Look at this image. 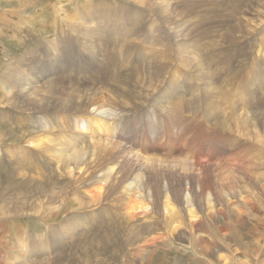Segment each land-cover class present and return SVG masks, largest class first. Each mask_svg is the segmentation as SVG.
Here are the masks:
<instances>
[{
	"label": "bare ground",
	"instance_id": "6f19581e",
	"mask_svg": "<svg viewBox=\"0 0 264 264\" xmlns=\"http://www.w3.org/2000/svg\"><path fill=\"white\" fill-rule=\"evenodd\" d=\"M135 1L136 6L108 8L87 0L64 20L66 30L63 29L60 42H67L66 45L51 42L49 46L36 41L23 57L15 63L10 59L7 68L0 72V87L7 100L4 103L12 107L0 113V122H5L0 123V130L9 121L15 140L10 146L13 154L3 153L4 146L0 145V164L7 172L11 169V181H16L15 189L11 185L0 188V227L10 217L25 213L44 217L42 222L51 237L62 235L64 244L60 250L63 260H54L35 254L45 248L53 252L52 245L22 243L20 238L13 258L15 264H137L134 259L125 261L127 250L137 247L142 251L145 243L152 241L163 252L170 251L174 244L182 246L184 242L177 241L183 239L173 236L172 225L187 237L194 231L199 234L198 245H190L191 254L182 260L192 261L195 254L194 259L200 255L207 261L205 264L211 263L209 259L214 256L222 264L234 263L229 255L215 251L213 235L204 232L195 219V210L188 200L191 191H187L190 197L187 192L183 195L190 207L186 212L168 202L163 204V215L173 213L165 224L149 197L142 193L134 196L131 189V194L121 197V219L113 223L102 212V189L90 186L82 191L85 198L75 187L74 181L83 175L87 165L107 169L113 177L119 174L117 165L127 159L147 164L149 173L159 170L158 165H168L161 155L140 152L141 146L134 153L130 138L124 137L129 125L125 120L122 128L120 117L128 116V108L133 109V114L145 103L162 110L175 100L171 114L203 116L209 125L204 122V128L192 122L191 126L209 141L204 146L207 151L201 141L191 149L194 165L202 170L216 167L219 176L215 179L221 181L234 177L240 185V202L249 203L251 212L259 206L264 208V197L259 199L260 190L264 193V0ZM166 83L171 84V91H165ZM242 86L245 90H239ZM237 91L240 97L234 102ZM187 102L191 104L186 108ZM225 104L229 106L223 114ZM117 111H123L122 115ZM23 125L32 127L24 131ZM161 126L167 127L170 135L175 132L170 123ZM193 140L197 141V137L192 136L191 146L195 144ZM258 144L260 150L255 153L253 147ZM224 148L230 151L225 153ZM27 182L31 183L30 191L23 186ZM134 183L126 178L124 186L127 190L135 188ZM152 186L158 184L147 183V193L151 195ZM71 195L82 206L87 199L96 203V210L50 221L49 217L56 219L66 208ZM105 216L106 220H100ZM142 216L153 218L156 226L144 232ZM237 216L228 226H218V239L237 238L235 232L240 229L242 215ZM96 217L102 222L98 234L89 226ZM81 244L84 245L79 251ZM92 247L98 250L95 259L88 258L87 249Z\"/></svg>",
	"mask_w": 264,
	"mask_h": 264
},
{
	"label": "rangeland",
	"instance_id": "374dc122",
	"mask_svg": "<svg viewBox=\"0 0 264 264\" xmlns=\"http://www.w3.org/2000/svg\"><path fill=\"white\" fill-rule=\"evenodd\" d=\"M85 2H87V0H0V13H2V15H0V23H3L2 28H0V72L7 68L10 59L13 60L12 63H15L18 57H23L28 49L35 46L36 41H44L47 45H49L51 42L66 45L67 42H60V35H62L63 31L66 30L64 20L69 15L76 12V10H78L77 8H82V4ZM92 2L96 5L107 6L108 8L115 6L117 8L118 6L120 7L124 4L128 6H136L135 0H92ZM60 9H64V11L62 12ZM2 18L6 19H3V21ZM181 72L182 71H180V73ZM170 85L171 84L168 85L167 83L164 85L165 91L166 89L170 91L173 89L169 87ZM241 89H244V86H242L239 90ZM238 95H240L239 91H237V94L233 98L234 102H237V99L240 97ZM244 96L245 94L242 97ZM174 101L175 100H173L172 103H167V108L162 110H158L155 109V107L149 106L150 103H145L144 105L146 107L138 106L139 110L136 109L133 111L135 114L131 113L133 109L128 108L126 110L128 116L120 117L121 127L124 125L123 121L125 120H127V126L129 125L126 128L124 137H127V139L128 137L130 138L131 141L129 144L131 148L133 147V152L135 153V149L137 151H140L141 149L140 152H149V155H161V157L166 160V162L168 161V165L166 167L164 165L162 167L158 165L156 167L159 168V170H151L149 173L146 169V167H148L147 164L136 162L137 160L127 159L117 165L116 170L119 171V174L116 177H113V173H111L112 175H108L107 169L100 170V167L87 165L82 171L83 175L78 180L74 181L75 187L81 190V192H85V190L89 189L90 186H96L98 189H102L104 196V199L101 202L102 204L104 203V206L102 207L104 210L102 212L111 218L110 220L113 223L121 219V213L124 211L120 208L121 197L126 193L131 194V189H133L132 193L134 196L141 195L142 193L149 197L153 207H157L156 209L159 210L158 215L162 216L165 224H167V222L170 220V217L173 213L170 215H163L161 212L163 204L168 202L170 206H174L182 213L186 212V210L190 207L185 204L183 195L187 191H191V199H188L190 202L189 204L191 208L195 210V219L200 222L201 226H203L204 232L208 233V235H213L211 243L215 245V251L229 255L231 260L234 262L233 264H259L260 261L263 263L264 208L259 206V208H256L255 211L251 212L249 203L240 202V185L237 180L234 181V177L226 179L225 181H221L219 179H215V177L219 176L218 169L216 167H211L208 170H202L194 165L196 163V159L193 156L191 149L195 148V146L199 144V141H201L202 147H204L209 140L205 138V136L198 135L199 130L197 131L194 130L195 128H192V122L198 126L200 125L199 127L203 125L202 127L204 128L209 124H207L203 119L204 117L199 114V116H192V113L177 114L176 112L171 114V109H175ZM4 102H7V100H4V92L2 87H0V113L6 109L12 108L10 104L7 103V105H5ZM189 104L191 103L187 102L186 108L190 106ZM227 105L229 106V104L222 105L221 111L223 114L225 108H227ZM143 112L145 114L144 116L142 114ZM122 113H119L118 111L116 112L118 115H122ZM0 123L5 125V122ZM165 123L172 124V127L175 131L172 135L169 134L167 127L163 129L161 126ZM11 125L12 124L7 121L5 129L0 130V145L4 146L5 150L3 153L6 152L7 155L13 154L10 146L14 145L15 141L12 140V138L14 139L13 132H10L9 130ZM31 127V125H23V129L26 128L24 131H29ZM150 128H153V130ZM190 131L191 133H189ZM137 133L139 137L137 136ZM2 134H4V136H2ZM189 136L191 137L189 138ZM192 136L197 137L198 141L197 142L196 140H193L195 141L194 146H191ZM3 141L5 142L3 143ZM173 143H176L175 146L177 147H175ZM259 145L260 144L253 147V150L256 151L255 153H258L260 150ZM223 146V144H220V147L223 148ZM130 147L129 149H131ZM137 147H140V149H137ZM205 147L204 150L207 151ZM187 149H190V151ZM188 151L189 155L187 154ZM223 151L228 153L230 149L228 150L227 148H224ZM174 157L176 159L180 158L178 160L182 162L171 160ZM100 175L103 176L102 184L98 182ZM11 177V169L7 172L3 167V164H0V188L6 187V185H11V188L15 189L14 187L16 181L14 178H12L13 181H11ZM126 178H128L131 182H135V186H133L135 188L131 187L128 190L126 189L127 187L124 186V181ZM149 181H152L153 185L156 183L158 184V187L152 186V195L147 193L149 190L146 186ZM30 185L31 183L29 182L23 185L26 191L31 190ZM101 186H103V188H100ZM207 186L208 188L205 189ZM83 192L81 193V196L87 198V195L85 196V193ZM260 193L259 199L261 200V198L264 197L263 190H260ZM187 194L190 197L189 192H187ZM66 202V208L64 207L63 210L59 212L58 217L54 215L56 219L49 217L50 221L59 222L64 219L65 216L82 211L85 212V210L86 212L91 211L96 208V203L89 201V199H87L83 206L80 205L78 200L73 195L70 196L69 200L67 198ZM238 203H241V209L239 206H237ZM237 215H242L240 217L242 221V224L239 227L240 229L235 232L237 238L234 239L233 236H230L231 240L227 241V237L225 236V238L218 239L219 237L221 238V234L218 233V226H228L231 224V219L234 220L239 218ZM100 218H94L89 224L90 228L94 229V232H96L95 234H98V231L101 229L102 222H98V220H106V216ZM43 219L44 217H32L25 213L24 215H19L17 217H10V219L1 225V264H15L17 262H14L13 258L15 253L18 251V243L20 238L22 243H38L39 245L43 246L52 245L55 247V250L51 253L48 252L46 248L42 249V252L35 253L36 257L45 256L48 258L52 257L54 260L57 258L63 260L61 256H63L64 253L63 251L60 253V250L64 245L60 239L62 235L51 237V233L47 230L46 224L42 222L44 221ZM142 219V225H145L146 227L144 232L149 228L156 226L153 224V218L149 219V216L148 218L142 216ZM225 219H227V221ZM173 226L174 225L171 226L173 236L178 239H183L181 241H177L179 243L183 241L184 243L182 246L179 244H174L170 251L163 252L154 245L153 241L150 243L147 242L143 246L142 251H140L137 247L127 250L124 256L125 261L126 258H128L129 260H137V264H176L177 262L175 263V261H177V259L182 260L183 256L190 255V245H198L196 238L199 234L196 235L197 231H194V235L190 233L189 237H187L183 232H181V229L178 226L175 228H173ZM255 230L259 231L256 232ZM259 232H263L262 235ZM253 233L256 235V237L253 235ZM28 235L31 238L27 237ZM37 235H40V237ZM58 240L59 243H57ZM83 245L84 244L80 245L79 251H81V247ZM176 247L183 251L180 253ZM87 250L89 251L88 258L91 257L92 259H95L96 252L98 251L97 248L92 247L91 249L88 248ZM23 253L25 254V252ZM194 256L191 257V259H194ZM196 256L197 259H192V261L182 260L180 264H205L207 262L204 257L200 255ZM214 257L211 259L208 258L212 262L207 264H222L221 261H215L216 257ZM98 258H100V256Z\"/></svg>",
	"mask_w": 264,
	"mask_h": 264
}]
</instances>
